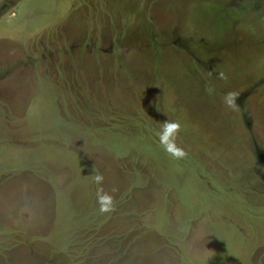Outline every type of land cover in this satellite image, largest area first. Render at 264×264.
<instances>
[{"label":"rangeland","instance_id":"obj_1","mask_svg":"<svg viewBox=\"0 0 264 264\" xmlns=\"http://www.w3.org/2000/svg\"><path fill=\"white\" fill-rule=\"evenodd\" d=\"M230 250L264 264V0H0V264Z\"/></svg>","mask_w":264,"mask_h":264},{"label":"clouds","instance_id":"obj_2","mask_svg":"<svg viewBox=\"0 0 264 264\" xmlns=\"http://www.w3.org/2000/svg\"><path fill=\"white\" fill-rule=\"evenodd\" d=\"M164 127H165L166 132L170 131L171 133H175L176 131H178L179 125L174 121H166ZM165 139H167V137H165ZM165 151L170 152L171 155L175 157H181L184 155V152L182 149L174 147V146H168L167 144L165 146ZM94 180L96 183L100 184L103 181V176L100 174H97L95 175ZM98 203H99L100 212L107 211L111 204V197L107 193L103 195L98 194Z\"/></svg>","mask_w":264,"mask_h":264},{"label":"crops","instance_id":"obj_3","mask_svg":"<svg viewBox=\"0 0 264 264\" xmlns=\"http://www.w3.org/2000/svg\"><path fill=\"white\" fill-rule=\"evenodd\" d=\"M246 174H247V171L245 170V173H244V176L241 178V181L239 182V183H242V184H247V182H246ZM252 181H255V183L256 184H258L259 185V183L255 180V177L252 179ZM250 183V182H249ZM260 186V185H259ZM262 186H260L259 188H261ZM245 188V187H244ZM241 193L242 194H240L241 195V197L243 196V191H241ZM250 194H253V193H250ZM249 194V195H250ZM248 195V196H249ZM255 197H257V194H253ZM262 196V195H261ZM249 198V197H248ZM249 200L251 201V200H253V199H251V198H249ZM245 203H246V201L245 200H243ZM238 236H239V234H238ZM238 243V245H239V247L238 248H240L241 247V245H242V247L244 246V244H246V243H244V238L242 237V239H241V245L239 244V240L238 241H236V244ZM228 244H229V246H231V248L232 247H234L235 248V246H233L232 245V242L230 241V242H228ZM232 252H234L235 254H233ZM237 258H239V255L235 252V250H230V252H228L226 255H223V258H222V264H240V263H242L241 261H237L236 259Z\"/></svg>","mask_w":264,"mask_h":264}]
</instances>
